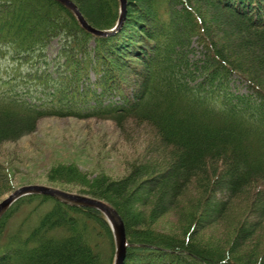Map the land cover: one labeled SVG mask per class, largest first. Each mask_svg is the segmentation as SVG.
Returning <instances> with one entry per match:
<instances>
[{
  "label": "trees",
  "instance_id": "obj_1",
  "mask_svg": "<svg viewBox=\"0 0 264 264\" xmlns=\"http://www.w3.org/2000/svg\"><path fill=\"white\" fill-rule=\"evenodd\" d=\"M72 1L94 28L119 19V0ZM64 117L146 124L158 139L120 180L51 171L119 213L124 264H264V0H127L107 37L57 0H0V144ZM12 190L0 166V192ZM173 212L182 237L148 231ZM210 226L229 231L223 248L196 238ZM115 254L92 207L34 194L0 219V264H114Z\"/></svg>",
  "mask_w": 264,
  "mask_h": 264
},
{
  "label": "rangeland",
  "instance_id": "obj_2",
  "mask_svg": "<svg viewBox=\"0 0 264 264\" xmlns=\"http://www.w3.org/2000/svg\"><path fill=\"white\" fill-rule=\"evenodd\" d=\"M56 49L55 42L50 48V54ZM2 66L10 68L12 65L4 61ZM239 90L244 92L241 86ZM157 140L146 124L127 121L121 127L114 122L97 119L44 118L32 133L16 141L0 144V166L9 175L12 192L22 187L41 186L88 197L80 194L85 189L79 185L51 180L55 176L51 175V171L61 166H71L90 178L106 174L112 180H120L127 174L132 163L149 160L155 155ZM10 193L0 192V203ZM49 207L50 202L42 210ZM28 212L29 209L21 211L14 217L11 226L16 227L15 224L18 225ZM185 228L183 218L173 212L148 231L180 238ZM228 232L225 227L210 226L205 230L200 229L196 238L220 249L226 242ZM259 236L256 244L264 248V233L261 232Z\"/></svg>",
  "mask_w": 264,
  "mask_h": 264
},
{
  "label": "water",
  "instance_id": "obj_3",
  "mask_svg": "<svg viewBox=\"0 0 264 264\" xmlns=\"http://www.w3.org/2000/svg\"><path fill=\"white\" fill-rule=\"evenodd\" d=\"M57 1H59L67 8L72 10V12L74 13L77 20L79 21V23L82 25L83 28H85L90 33L100 37H107L118 32L126 16L127 0H119L120 15L115 27H113L112 29H97L91 26L86 21V19L80 12L77 5L72 0H57ZM30 194L49 195L67 204H71L75 206L92 207L101 211L107 217L108 221L111 223L113 233L115 236L116 254H115L114 264H124V261L126 259L127 248H128L126 230L123 219L113 207H111L107 203H103L98 199L82 197L47 187L29 186L15 190L14 192L10 193L9 196L0 203V218L14 202H16L21 197Z\"/></svg>",
  "mask_w": 264,
  "mask_h": 264
}]
</instances>
